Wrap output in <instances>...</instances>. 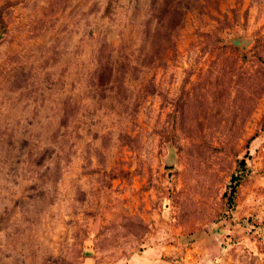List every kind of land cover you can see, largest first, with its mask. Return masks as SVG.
<instances>
[{
    "label": "rangeland",
    "instance_id": "rangeland-1",
    "mask_svg": "<svg viewBox=\"0 0 264 264\" xmlns=\"http://www.w3.org/2000/svg\"><path fill=\"white\" fill-rule=\"evenodd\" d=\"M0 264H264V0H0Z\"/></svg>",
    "mask_w": 264,
    "mask_h": 264
},
{
    "label": "trees",
    "instance_id": "trees-1",
    "mask_svg": "<svg viewBox=\"0 0 264 264\" xmlns=\"http://www.w3.org/2000/svg\"><path fill=\"white\" fill-rule=\"evenodd\" d=\"M240 163H241V165L245 166L244 160H241ZM234 178H239V177H234Z\"/></svg>",
    "mask_w": 264,
    "mask_h": 264
}]
</instances>
